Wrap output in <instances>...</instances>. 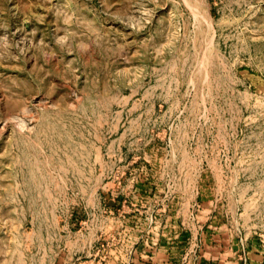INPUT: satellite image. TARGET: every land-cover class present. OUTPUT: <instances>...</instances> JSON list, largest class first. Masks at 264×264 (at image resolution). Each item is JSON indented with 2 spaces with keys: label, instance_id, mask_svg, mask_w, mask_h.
Wrapping results in <instances>:
<instances>
[{
  "label": "rangeland",
  "instance_id": "1",
  "mask_svg": "<svg viewBox=\"0 0 264 264\" xmlns=\"http://www.w3.org/2000/svg\"><path fill=\"white\" fill-rule=\"evenodd\" d=\"M0 264H264V0H0Z\"/></svg>",
  "mask_w": 264,
  "mask_h": 264
}]
</instances>
